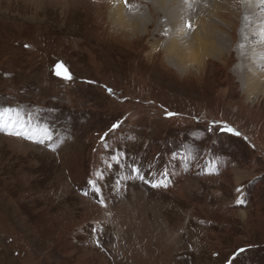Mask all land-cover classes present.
<instances>
[{
	"label": "rangeland",
	"instance_id": "obj_1",
	"mask_svg": "<svg viewBox=\"0 0 264 264\" xmlns=\"http://www.w3.org/2000/svg\"><path fill=\"white\" fill-rule=\"evenodd\" d=\"M109 14L0 0V108L53 131H0V264H264V97L223 100L233 78L181 76Z\"/></svg>",
	"mask_w": 264,
	"mask_h": 264
},
{
	"label": "bare ground",
	"instance_id": "obj_2",
	"mask_svg": "<svg viewBox=\"0 0 264 264\" xmlns=\"http://www.w3.org/2000/svg\"><path fill=\"white\" fill-rule=\"evenodd\" d=\"M95 1L107 6L119 33L139 35V43L147 37L143 48L181 76L233 78L220 82L223 100L238 93L245 101L264 97V0ZM106 51L97 44L95 57Z\"/></svg>",
	"mask_w": 264,
	"mask_h": 264
},
{
	"label": "snow or ice",
	"instance_id": "obj_3",
	"mask_svg": "<svg viewBox=\"0 0 264 264\" xmlns=\"http://www.w3.org/2000/svg\"><path fill=\"white\" fill-rule=\"evenodd\" d=\"M124 3L126 6H129V0H124ZM188 27L190 28L191 25H188ZM25 46L27 47V45ZM53 71L55 75L61 76L65 80L72 79L71 74L68 72L66 68H64L62 64H57L56 66H54ZM108 91L111 93L112 90L109 89ZM13 112L16 113L15 116L12 115ZM19 115L20 114L18 110L16 109L8 108V107L0 108V131L5 132L7 135L22 137L26 140L32 141L33 143L44 144L46 141H50V142L53 141V131L51 128L45 127L43 129L41 136H37L35 134L36 132L35 128L30 129L28 127V124L24 120L19 118ZM168 115L172 116L174 114L168 113ZM118 127H119L118 123L112 125L113 130ZM220 130L222 132L231 133L233 135H237V136L240 135L239 132H236L233 128H231L228 125H224ZM106 135L107 133H105V136ZM52 150L55 151L56 150L55 147H52ZM134 171L139 172L138 169H134ZM140 179L143 180L144 177L140 176ZM89 183L92 185L94 192L99 193L101 191L95 181H89ZM151 186L154 188L161 187V186L166 187L167 183L166 182H153ZM237 191H239V189H237ZM85 195H87V193H85ZM100 203L101 204L104 203L103 199L100 200ZM237 203H243V201L238 199ZM240 251L243 252L244 249H241Z\"/></svg>",
	"mask_w": 264,
	"mask_h": 264
},
{
	"label": "water",
	"instance_id": "obj_4",
	"mask_svg": "<svg viewBox=\"0 0 264 264\" xmlns=\"http://www.w3.org/2000/svg\"><path fill=\"white\" fill-rule=\"evenodd\" d=\"M57 64H62L61 62H57V63H55L54 64V66H56ZM63 65V64H62ZM54 66H53V68H54ZM64 66V65H63ZM53 68H52V72H53V75L55 76V77H57V78H60V79H63L61 76H57V75H55V73H54V71H53ZM64 68H66L67 69V67H65L64 66ZM68 70V69H67ZM69 72V71H68ZM63 80H65V79H63Z\"/></svg>",
	"mask_w": 264,
	"mask_h": 264
}]
</instances>
